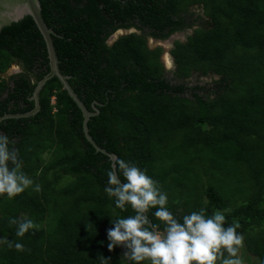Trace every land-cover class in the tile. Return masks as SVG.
<instances>
[{
	"label": "trees",
	"instance_id": "obj_1",
	"mask_svg": "<svg viewBox=\"0 0 264 264\" xmlns=\"http://www.w3.org/2000/svg\"><path fill=\"white\" fill-rule=\"evenodd\" d=\"M40 2L61 72L94 114L87 123L93 143L58 77L39 91L35 116L0 123L23 171L40 185L0 197V238L24 245L0 246V264H100L101 255L105 264H133L122 258L126 248L107 247L112 219L134 214L104 192L112 154L158 181L178 219L225 210L226 226L238 220L246 250L264 264V0ZM133 26L141 35L109 44ZM175 33L189 34L175 41L178 69L170 76L162 48L150 49L147 37ZM15 62L24 72L0 76V118L31 113L51 71L31 16L0 31V74ZM154 211L147 215L160 223ZM12 218L37 227L18 237Z\"/></svg>",
	"mask_w": 264,
	"mask_h": 264
},
{
	"label": "clouds",
	"instance_id": "obj_2",
	"mask_svg": "<svg viewBox=\"0 0 264 264\" xmlns=\"http://www.w3.org/2000/svg\"><path fill=\"white\" fill-rule=\"evenodd\" d=\"M174 35L179 37L180 34ZM118 38L111 39V44ZM162 62L168 72L173 64L172 59L168 57ZM15 63L0 76L6 79L15 76L11 71L14 66L19 68L20 74L23 73L22 65ZM213 77L218 78L215 75ZM39 110L38 93V103L31 113L3 116L0 123L10 117L35 116ZM13 144L7 135L0 134V197L6 196L8 199L15 198L30 187L40 191V185L23 171L19 150ZM107 176L108 185L104 192L114 198V206L121 210L130 206L134 212L133 215L112 219L113 227L107 231V247L110 251L117 247L126 248L122 258L133 264H217L218 261L219 264H243L239 252L244 236L237 231L241 225L238 220H234L226 226L225 210H216L209 215L206 209L201 208L178 219L167 207L168 195L161 190L159 182L137 165L122 159L117 163L115 161V166L107 172ZM150 209H155L153 216L160 223L149 219L147 213ZM9 222L17 226L15 235L18 237H24L37 227L32 219L12 218ZM4 245L24 251L23 243L7 237L0 238V246ZM99 261L105 264V261L110 260L101 255Z\"/></svg>",
	"mask_w": 264,
	"mask_h": 264
},
{
	"label": "water",
	"instance_id": "obj_3",
	"mask_svg": "<svg viewBox=\"0 0 264 264\" xmlns=\"http://www.w3.org/2000/svg\"><path fill=\"white\" fill-rule=\"evenodd\" d=\"M42 7L40 0H0V31L5 27L14 22H18L24 19L26 16H31L38 29L40 30L48 49L49 59L51 71L49 75L45 77L43 81H41L35 91L34 99L36 104L38 103V93L41 88L45 85V83L54 78L58 77L61 81L63 88L68 91L69 95L78 103L79 107L83 111L84 114V129L86 135L90 141L93 143V139L89 135V130L87 127V123L91 116H94L93 113L89 112L85 107L83 102L79 99L77 94L73 91L71 85L68 82L69 77L64 75L59 69V60L56 53V48L53 40V31L50 29L42 15ZM38 109V106H37ZM112 160L114 162L113 167L115 166V161L117 160V156L112 154Z\"/></svg>",
	"mask_w": 264,
	"mask_h": 264
},
{
	"label": "flooded vegetation",
	"instance_id": "obj_4",
	"mask_svg": "<svg viewBox=\"0 0 264 264\" xmlns=\"http://www.w3.org/2000/svg\"><path fill=\"white\" fill-rule=\"evenodd\" d=\"M203 11V9L201 10V11H199L198 10V12H202ZM135 23H139V21L138 20H136V22ZM131 33H136L137 35H141V31L140 30H138L136 27L134 28V27H131V28H127V29H121L120 31L119 30H117L112 36H110V38H109V44H111V39H115L116 38V36H120V35H123V34H131ZM173 36H175L174 34L172 35V36H170L168 39H165V40H162V39H155V38H153V37H151V36H149V37H147L148 38V45H149V47H150V49H155V48H159V47H161L162 48V46H160L161 44H162V42H164L165 44L166 43H168V44H170V45H168V47L169 48H171L169 51H168V57L170 58V59H172V61H173V64H172V66H171V69H168V72L170 73V76H172L173 75V73L174 72H176L177 71V69H178V63H177V60L175 59V57H174V55L172 54V50L175 48V41L176 40H182V41H184V39H182L180 36L179 37H173ZM150 38H152V39H150ZM174 38V39H173ZM179 38V39H178ZM171 39H173V41H171ZM155 43H157V45L155 44ZM153 46H156V47H153ZM164 47V46H163ZM173 47V48H172ZM162 50H163V52H162V54H161V62H162V60H163V58H164V49L162 48ZM163 63V62H162Z\"/></svg>",
	"mask_w": 264,
	"mask_h": 264
},
{
	"label": "rangeland",
	"instance_id": "obj_5",
	"mask_svg": "<svg viewBox=\"0 0 264 264\" xmlns=\"http://www.w3.org/2000/svg\"><path fill=\"white\" fill-rule=\"evenodd\" d=\"M199 10V9H198ZM199 11H201V9L199 10ZM178 34H180L179 36L182 38V39H186V37L188 36V34L189 33H178ZM175 38V37H174ZM173 38V39H174ZM150 39H152V38H150ZM173 39H171V41H173ZM179 39V38H178ZM156 45H157V43H155ZM168 45H170V44H168V43H164V42H162V44L160 45V46H162V48L164 49V58L163 59H165L168 55V51L171 49V48H169L168 47ZM164 46V47H163ZM153 47H156V46H153ZM173 48V47H172ZM15 64H18V63H15ZM168 66V65H167ZM18 67H13L12 69H11V71H13V75H16V74H20L19 73V68L17 69ZM13 69H16V70H13ZM169 69H171V67L169 68ZM10 71V72H11ZM10 74H12V73H10ZM208 81H211L210 80V78L208 79ZM44 157H46V159H47V155H45ZM234 187L235 188H237L238 187V184H237V182H235L234 183ZM234 206V204L232 205V207ZM257 230V227H254V231H256ZM239 256H240V258L242 259V261H243V264H259V257H257V256H254V255H252V254H250L247 250H246V245H245V243H244V241H243V245H242V247H241V251H240V253H239Z\"/></svg>",
	"mask_w": 264,
	"mask_h": 264
},
{
	"label": "bare ground",
	"instance_id": "obj_6",
	"mask_svg": "<svg viewBox=\"0 0 264 264\" xmlns=\"http://www.w3.org/2000/svg\"><path fill=\"white\" fill-rule=\"evenodd\" d=\"M166 58H168V56Z\"/></svg>",
	"mask_w": 264,
	"mask_h": 264
}]
</instances>
